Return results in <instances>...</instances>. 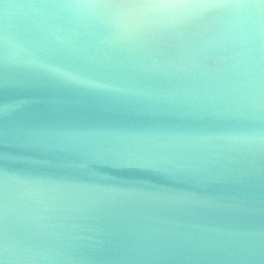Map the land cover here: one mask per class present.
<instances>
[{"label":"water","instance_id":"1","mask_svg":"<svg viewBox=\"0 0 264 264\" xmlns=\"http://www.w3.org/2000/svg\"><path fill=\"white\" fill-rule=\"evenodd\" d=\"M114 2L0 0V264H264V0Z\"/></svg>","mask_w":264,"mask_h":264},{"label":"clouds","instance_id":"2","mask_svg":"<svg viewBox=\"0 0 264 264\" xmlns=\"http://www.w3.org/2000/svg\"><path fill=\"white\" fill-rule=\"evenodd\" d=\"M74 7L89 13H94L99 8L107 9L109 23L122 36L134 37L149 26L183 14L191 5L187 0H117L109 4L82 3ZM47 70L69 79L73 78L55 67H49Z\"/></svg>","mask_w":264,"mask_h":264}]
</instances>
